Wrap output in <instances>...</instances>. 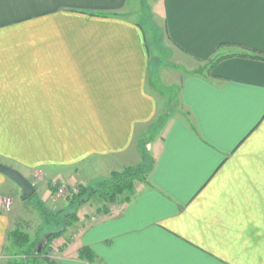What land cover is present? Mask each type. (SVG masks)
I'll use <instances>...</instances> for the list:
<instances>
[{
    "label": "crops",
    "instance_id": "obj_1",
    "mask_svg": "<svg viewBox=\"0 0 264 264\" xmlns=\"http://www.w3.org/2000/svg\"><path fill=\"white\" fill-rule=\"evenodd\" d=\"M136 11L0 0V161L87 186L146 145L128 199H101L52 242L61 264H264V59L243 55L264 54V0H163L167 46L188 62L172 94ZM10 181L0 172V200ZM13 217L0 205V264H14Z\"/></svg>",
    "mask_w": 264,
    "mask_h": 264
},
{
    "label": "rangeland",
    "instance_id": "obj_2",
    "mask_svg": "<svg viewBox=\"0 0 264 264\" xmlns=\"http://www.w3.org/2000/svg\"><path fill=\"white\" fill-rule=\"evenodd\" d=\"M133 1L134 0H131V2ZM135 1L137 10L136 18L141 21L144 29L146 30L148 44L151 47V52L155 57V61L158 62L159 65L156 79L154 78V80L161 90L172 94L176 91V87L170 85V89L169 83L174 85L175 80L178 79V73H185L184 71L188 67V62L186 64L177 53H173L171 48L167 46L168 40L165 38V29L163 24L164 20L162 15L163 0ZM207 65H209V62H202L200 67H197V71H204ZM170 74L172 75L171 77H169ZM170 103L171 105L169 106V109L172 111L174 107H176L175 100L172 99ZM162 114H164V112H162ZM162 120H164V118L155 123L157 125L155 129L159 128ZM142 144L144 147L142 150V162H144L146 160L144 155L146 154L149 160L150 154L146 148V145L144 143ZM148 160L147 164H149ZM141 164H138V166H142ZM148 169L149 168L146 165L143 169H140L141 171H139L135 182H139L140 180L144 179ZM19 171H22L26 177L33 181V183L37 185V188H42V186H45L44 188H46V190L41 192L40 189H38L37 192L30 198L22 199L21 188L16 183L10 181L14 184L17 190L16 193H14V191H10L7 193V196H5L12 200L11 208H9L11 209L13 216H15L13 217L15 222L12 227L14 229L18 228L28 232L31 238L37 241L38 245H36L38 249L40 243L42 244L41 250L44 251L42 255V264H61L59 262L61 255L57 254V248L55 245L52 243L53 245L51 244L49 249L46 246L48 233L52 230H57V228H61L64 225V220L67 218V216L70 224H73L75 221L74 214L77 215L78 213L79 216H81L82 213L85 215L91 212L95 213V211L98 209V203L101 202V198L95 197L90 201L77 205L76 208L73 207L74 202L72 205H70V203L72 198L78 194V185H80L79 181L81 179L76 180L74 178L73 172L67 171V174L62 173V175H58V177H56L54 175H44V173L38 169H34L30 173L26 170L23 171L22 169ZM98 173V171L94 170L93 176H91V179L93 180H91L90 184L93 187H98L97 181H99V179L102 177V175ZM38 198H40L51 214H54L55 216L59 214L61 215V223L59 226L57 224L54 225V223H50L51 225L46 224V218L38 208ZM117 204L118 202L108 204V207L109 209H114L113 207H115ZM69 226L66 227L65 232L67 229L70 230ZM55 240L56 237L53 240L54 243ZM10 255V261H13L14 264H30L28 255L22 253V251L17 247L16 250Z\"/></svg>",
    "mask_w": 264,
    "mask_h": 264
},
{
    "label": "trees",
    "instance_id": "obj_3",
    "mask_svg": "<svg viewBox=\"0 0 264 264\" xmlns=\"http://www.w3.org/2000/svg\"><path fill=\"white\" fill-rule=\"evenodd\" d=\"M243 55H250L264 59V54L243 53ZM144 156L146 160L142 162V166H128L121 171H113L110 176L104 178L98 183V187H93L92 185H78V194L72 198L70 205L74 202L73 207H76L77 205L87 202L95 197H100L106 202V207H108V204L117 203L121 200L125 201L134 190L135 180L137 179L139 171H141L140 169H143L145 165H148L146 154ZM37 201L40 212L46 218V224L51 225L50 223H54V225L57 224L59 226L61 223V215L59 214L55 216L54 214H51L40 198H38ZM76 216L77 215L74 214V219H76ZM67 218L64 220V225L61 228H57V230H52L48 233L49 237L46 241L48 249L51 247L55 237L62 235L65 232L66 227L71 225ZM9 235L13 240L14 245L19 248L22 253L28 255L30 264H42V255L44 251H39L37 241L33 240L28 232L17 228L12 230ZM79 256L87 260L95 258V254L90 248H82Z\"/></svg>",
    "mask_w": 264,
    "mask_h": 264
},
{
    "label": "water",
    "instance_id": "obj_4",
    "mask_svg": "<svg viewBox=\"0 0 264 264\" xmlns=\"http://www.w3.org/2000/svg\"><path fill=\"white\" fill-rule=\"evenodd\" d=\"M0 172L14 181L22 191V199L30 198L37 191V185H35L28 177H26L21 171L13 166H10L0 161ZM42 249L40 243L39 251Z\"/></svg>",
    "mask_w": 264,
    "mask_h": 264
},
{
    "label": "built area",
    "instance_id": "obj_5",
    "mask_svg": "<svg viewBox=\"0 0 264 264\" xmlns=\"http://www.w3.org/2000/svg\"><path fill=\"white\" fill-rule=\"evenodd\" d=\"M33 182V181H32ZM35 184V183H34ZM0 205L6 209H9L12 205V200L9 198L6 199H1L0 200Z\"/></svg>",
    "mask_w": 264,
    "mask_h": 264
}]
</instances>
